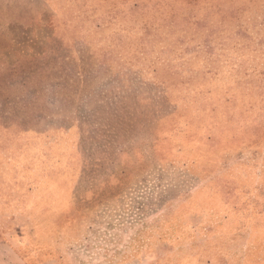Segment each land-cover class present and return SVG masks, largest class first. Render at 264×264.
I'll return each mask as SVG.
<instances>
[{
  "label": "rangeland",
  "instance_id": "374dc122",
  "mask_svg": "<svg viewBox=\"0 0 264 264\" xmlns=\"http://www.w3.org/2000/svg\"><path fill=\"white\" fill-rule=\"evenodd\" d=\"M13 262L264 264V0H0Z\"/></svg>",
  "mask_w": 264,
  "mask_h": 264
},
{
  "label": "crops",
  "instance_id": "0c3cea01",
  "mask_svg": "<svg viewBox=\"0 0 264 264\" xmlns=\"http://www.w3.org/2000/svg\"><path fill=\"white\" fill-rule=\"evenodd\" d=\"M16 261V260H15ZM16 262H13V264H15Z\"/></svg>",
  "mask_w": 264,
  "mask_h": 264
}]
</instances>
